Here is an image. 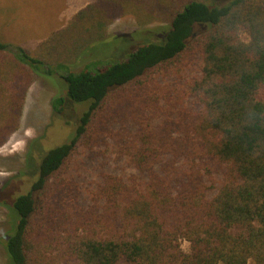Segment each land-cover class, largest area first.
<instances>
[{"label": "trees", "instance_id": "obj_1", "mask_svg": "<svg viewBox=\"0 0 264 264\" xmlns=\"http://www.w3.org/2000/svg\"><path fill=\"white\" fill-rule=\"evenodd\" d=\"M151 1L89 4L34 51L0 39V148L39 78H63L58 114L88 102L41 164L31 145L3 264H264V0ZM148 6L163 38L107 35ZM115 42L136 50L88 58Z\"/></svg>", "mask_w": 264, "mask_h": 264}, {"label": "rangeland", "instance_id": "obj_2", "mask_svg": "<svg viewBox=\"0 0 264 264\" xmlns=\"http://www.w3.org/2000/svg\"><path fill=\"white\" fill-rule=\"evenodd\" d=\"M98 1L0 0V39L13 46L34 51L53 33L68 27L79 10ZM155 1L157 0H152L151 4ZM163 2L173 8V5L177 7L179 0ZM141 15L142 20H154V23L144 26L136 15L127 14L108 25L107 35L110 38L129 37L130 42L137 46L149 40L152 34L163 38L168 28L166 21L169 14L148 6V10H144ZM142 29L146 30L144 35L141 34ZM131 46L128 42L122 48L120 42L106 46L99 44L88 53V58H113L117 55L115 60L123 57L122 61L136 50L126 55ZM66 91V84L60 75L39 78L28 91L20 130L7 145L0 148V200L3 202H0V238L12 230V218L9 217L11 207L4 201L14 204L20 195L29 190L32 175L27 165V155L33 148L31 145L36 144L33 149V162L44 154L40 159L41 164L50 150L68 141L80 115L87 110V107L85 109L81 105L88 102L78 105L68 100L70 104L77 106L72 109L66 106L64 112L58 114L53 106L54 99L57 96L66 97ZM37 178L38 176L34 177L33 181ZM9 182L13 186H9ZM18 193L22 194L17 195ZM183 248L188 250V243L184 242ZM4 256V248L0 246V264L5 262Z\"/></svg>", "mask_w": 264, "mask_h": 264}]
</instances>
